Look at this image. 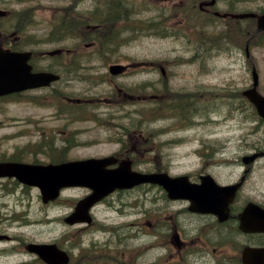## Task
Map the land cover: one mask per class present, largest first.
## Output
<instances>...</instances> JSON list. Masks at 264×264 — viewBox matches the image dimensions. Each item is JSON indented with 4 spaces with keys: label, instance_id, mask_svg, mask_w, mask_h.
<instances>
[{
    "label": "rangeland",
    "instance_id": "rangeland-1",
    "mask_svg": "<svg viewBox=\"0 0 264 264\" xmlns=\"http://www.w3.org/2000/svg\"><path fill=\"white\" fill-rule=\"evenodd\" d=\"M146 1L151 3V12L145 14L151 20V28L140 29L135 40L118 52L120 55H130L137 63L130 74L113 77L114 80L106 82V66L81 67L75 73L72 70V75H76L71 80L62 79V85L70 86L67 90L71 93L70 97L75 99L89 95L94 98L87 100L82 109L73 103L65 105L58 99H37L33 104H27L25 98L21 102L14 99L0 101L1 154L21 151L24 160H42L64 154L60 148L71 140L73 145L65 153L67 157L113 153L123 156L127 152L122 151V147L116 143L115 137H119L128 139L130 152L140 168L152 165L138 160L154 156L157 162L160 158L167 162L173 173L194 171L196 162L200 160L197 156L207 150L211 154L208 156L210 161L216 162L213 172L217 179L235 182L243 175V170L255 157L243 165L240 158L264 151V120L247 101L238 98L252 82V65L258 73V91L264 94V34L251 36V33H247L254 32L255 26L242 31L248 24L255 23L250 18L238 22L218 19L212 14L199 15L196 7H189L188 1ZM21 2L24 1L3 0L2 3L15 10ZM163 4L168 5V10L163 8ZM30 5L36 6L34 13L37 17L32 22V36L28 40L39 42L43 48L63 45L64 32L56 31L62 36L51 35L52 39L46 34L52 22L48 19L49 8L40 1H31ZM263 7L264 0L217 1L219 10L229 8L236 12H259ZM192 12L195 20L197 16L196 21L189 17ZM204 17L206 20H203ZM135 22L140 23L137 17ZM145 80L149 82L150 92L156 94L151 99L147 92H143ZM114 84L124 87L129 93L135 91V102L133 99L123 106V112L113 110L114 106H108L106 100L113 94ZM143 93L150 101H145ZM97 98L101 99L98 103L95 102ZM177 98H181L182 108L175 113L172 108L176 107L173 104ZM185 101L188 108H185ZM167 104L171 109L169 106L165 109ZM125 112L127 117H121L119 124L135 120L141 125L140 128L130 127L129 131H123L128 132L127 136H119L114 128L97 125L100 122L112 127L110 113L116 117ZM93 113L97 115V121L90 118ZM78 115L83 116L76 119ZM64 124L67 127L65 131L62 130ZM55 125L62 127L47 132L56 138L55 147L48 148V155L29 154L27 148L33 147L35 141L40 139L38 131ZM18 128L23 130L19 132ZM65 139L70 140L63 141ZM245 177L241 193L264 203V158L253 161ZM5 180L0 179V223L4 232L12 234L15 239L8 242L1 240L0 246L14 247L20 251L7 249L4 255L0 248V264L32 261V254L25 249L28 241L69 239L70 248L72 243L78 244L73 248L76 254L79 251L91 253L94 251L92 246L97 243L112 244L111 225L121 226L114 228L113 232H117L115 237H125L127 233L130 235L128 223L160 217L158 211L143 215L146 209L153 206H148L141 188L121 191L95 207L93 215L97 223L86 230L83 226L79 229L84 231H78V228L64 224L62 217L71 211L83 189H65L55 205H44L36 189H22L24 187ZM154 198L147 199L158 203L157 197ZM135 237L136 241L140 240V236L135 234Z\"/></svg>",
    "mask_w": 264,
    "mask_h": 264
},
{
    "label": "flooded vegetation",
    "instance_id": "flooded-vegetation-1",
    "mask_svg": "<svg viewBox=\"0 0 264 264\" xmlns=\"http://www.w3.org/2000/svg\"><path fill=\"white\" fill-rule=\"evenodd\" d=\"M23 1L12 10L0 0V47L30 52L28 63L32 72H58L71 80L73 68L107 67L114 63H122L129 68L130 55H120L118 52L135 40L140 29H150L151 20L145 14L151 12V3L146 0ZM31 1H40L49 8L48 19L52 20L49 23L50 31L55 27L61 28L64 32L63 45L56 49L43 48L39 42L28 40L32 36L31 33H26L28 20L37 17L34 13L36 6L30 5ZM181 1L183 0H174L173 3ZM217 1L206 4L209 0H196L201 3L198 6L202 14L208 15H217ZM163 8L168 10V5L163 4ZM136 17L140 23L135 22ZM8 25H13L16 29ZM125 73L126 71L122 74ZM69 87L55 81L45 87L0 96V99L11 98L21 102L25 98L27 104H33L38 98L49 100L59 95L61 100L67 96ZM123 95L127 96L125 92ZM71 99L66 97L65 101L71 103ZM77 99L76 102L82 100ZM46 132L49 129L39 130L37 134L41 139L36 140V144L44 148L53 141ZM71 146V142L62 146L64 153H68ZM31 153L36 151L32 149ZM1 156L11 158L13 154L6 155L4 152ZM261 158L264 156L258 159ZM210 159L200 158L196 164L195 175L185 173L191 182L199 183L201 176L207 174L218 181L213 172L216 162H211ZM251 165L252 162L243 170L242 184L228 205V212L223 206L224 197H219L221 214L193 211L190 201L171 200L161 186L148 184L150 188L145 191L146 203L153 208L146 209L143 215L158 211L160 217L138 221L139 223L132 221L129 223L130 235L127 233L125 237L113 236L111 245L97 243L96 250L88 254V264H245L243 250L246 247H264V232H244L239 228V216L248 202L253 201L264 207L262 201L253 200L241 193ZM154 196L158 203L151 201L155 199ZM135 234L140 236V240L136 241ZM110 235L112 236L111 233ZM110 249L112 250L108 251ZM69 264L85 263L70 259Z\"/></svg>",
    "mask_w": 264,
    "mask_h": 264
},
{
    "label": "water",
    "instance_id": "water-1",
    "mask_svg": "<svg viewBox=\"0 0 264 264\" xmlns=\"http://www.w3.org/2000/svg\"><path fill=\"white\" fill-rule=\"evenodd\" d=\"M261 28L264 29V14L259 18L258 29ZM26 59L25 53L0 52V94L47 84L50 80L57 78L52 73L30 74L26 65L22 63ZM109 70L111 73H117L121 68L113 65ZM252 75V87L245 90L244 94L255 105L258 114L264 118V96L256 89L258 76L255 69H253ZM261 154L254 153L245 158L244 161L248 162ZM110 162L112 161L109 158H105L47 166L0 163V176L16 175L24 182L39 186L44 201L55 198L59 194L60 188L64 186L86 185L91 188V194L81 199L75 207V211L66 218V221L69 223L90 221L91 218L88 210L91 205L116 188H129L140 182L158 181L173 193V196H180L179 192L181 190H191L188 184L185 185L183 179H171L166 175L132 172L130 170V163L126 161H122L118 167L108 170L105 166ZM171 185L174 190L179 189V192L173 191ZM213 188L217 189L216 186ZM229 192L232 194L234 188L231 187ZM262 213H264V210L262 212L256 207L250 206L246 208L240 215L241 228L249 231L264 230V221H259L258 219V217L262 216ZM29 249L49 263H61L67 260L66 254L63 251L57 250V248L51 245L34 244L30 245ZM250 254V259L246 261L248 264H264V249L251 250Z\"/></svg>",
    "mask_w": 264,
    "mask_h": 264
},
{
    "label": "trees",
    "instance_id": "trees-1",
    "mask_svg": "<svg viewBox=\"0 0 264 264\" xmlns=\"http://www.w3.org/2000/svg\"><path fill=\"white\" fill-rule=\"evenodd\" d=\"M203 20H206V17H204ZM52 35H56V33H53ZM60 36H62V35L57 34V37H60ZM62 37H64V36H62ZM202 50H205V49H202ZM78 69H82V68H81V67H80V68H73L72 70H74V73H75V72H77ZM74 75H76V74H73L72 76H74ZM168 91H171V90L169 89ZM238 98L241 99L240 101H247V99H246L243 95H241V94L238 95ZM176 101H177V102H175V104H173V106L176 105V107H175L174 109L172 108L173 112H174V110H175V113H176V112H180V111H179V108H182V107L180 106V104H181V102H182V101H181V98H177ZM171 102L174 103V101H171ZM187 103H188L187 101L184 102L185 108H188V105H186ZM247 103H249V102L247 101ZM250 105H251V104H250ZM168 106H169V104H167V106H165V109H166ZM251 106H252V105H251ZM169 108H170V106H169ZM170 109H171V108H170ZM183 109H184V108H183ZM183 109H182V110H183ZM124 114H125V113H124ZM120 116H123V115H119V117H120ZM81 252H82V251H80V253H81ZM24 264H27V262H24Z\"/></svg>",
    "mask_w": 264,
    "mask_h": 264
},
{
    "label": "bare ground",
    "instance_id": "bare-ground-1",
    "mask_svg": "<svg viewBox=\"0 0 264 264\" xmlns=\"http://www.w3.org/2000/svg\"><path fill=\"white\" fill-rule=\"evenodd\" d=\"M64 77H62L61 76V81H62V79H63ZM244 96V95H243ZM245 98H246V96H244ZM247 99V101L249 102V104H251L252 105V102L248 99V98H246ZM79 253H80V251H79Z\"/></svg>",
    "mask_w": 264,
    "mask_h": 264
}]
</instances>
